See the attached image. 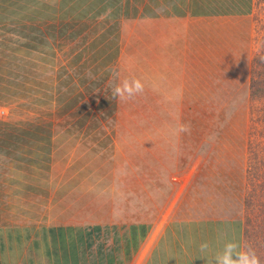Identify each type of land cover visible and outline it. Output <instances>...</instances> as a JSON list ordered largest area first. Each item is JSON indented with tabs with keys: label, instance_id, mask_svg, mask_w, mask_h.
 Masks as SVG:
<instances>
[{
	"label": "rangeland",
	"instance_id": "obj_1",
	"mask_svg": "<svg viewBox=\"0 0 264 264\" xmlns=\"http://www.w3.org/2000/svg\"><path fill=\"white\" fill-rule=\"evenodd\" d=\"M157 8L0 0V264H92L80 230L50 229L58 216L118 226L240 216L245 250L264 264V0L245 19L213 21L205 40L182 35L180 99L166 116ZM125 79L143 92L114 97ZM84 168L95 173L77 189ZM53 173L68 175L65 205L47 203Z\"/></svg>",
	"mask_w": 264,
	"mask_h": 264
},
{
	"label": "crops",
	"instance_id": "obj_2",
	"mask_svg": "<svg viewBox=\"0 0 264 264\" xmlns=\"http://www.w3.org/2000/svg\"><path fill=\"white\" fill-rule=\"evenodd\" d=\"M157 1L156 53L158 63H156V71L158 84L156 91L158 102L163 100L166 107H163L164 111H162L166 116L168 114L165 111L170 109L169 106L175 105L176 100L180 99L177 93L180 91L182 65L180 38L182 35L185 37L199 36L205 40L208 36L207 32L211 31L210 24L213 21L247 18L254 11L255 0ZM184 66L187 64L184 63ZM105 129H107L106 126L99 127L94 132L105 133L107 131ZM110 133L108 131V142L112 140ZM94 138V142L98 139L97 144L101 143L99 137L94 136ZM85 161L81 158L79 164H89ZM69 163L70 160L66 159V164L69 165ZM87 170L84 168V172L76 174L79 180L82 178L80 181L78 178H73L74 181L79 182L77 189H81L84 183L82 181H88V177L95 173L94 171L88 175ZM67 176L66 173H53L50 178L46 179L50 181L46 184L48 204H55V207L56 204L57 206L66 204L65 197L62 198L61 193L64 191L63 188L68 186L69 180L65 179ZM97 177L94 185L96 187L101 184L100 180L104 179ZM58 180L59 183L54 185L53 181ZM82 196H85V193H82ZM100 202L95 207L99 205L102 212L107 202ZM96 208H92L91 212H100V209L96 211ZM61 212H64L63 209ZM61 217L57 218L62 220L61 223L50 226V229L54 231L80 230L87 237L85 239L86 256L92 264H112L113 262L114 264H212L214 254L222 250L227 242H235L242 250H245V222L240 216L172 217L158 223L140 221L119 224V226L116 221L102 222L97 221L95 217L93 220L86 217L85 220L84 216H81L71 221H68L69 219L65 221ZM205 243L209 247L206 252H202L201 245ZM76 254L80 255V250Z\"/></svg>",
	"mask_w": 264,
	"mask_h": 264
},
{
	"label": "clouds",
	"instance_id": "obj_3",
	"mask_svg": "<svg viewBox=\"0 0 264 264\" xmlns=\"http://www.w3.org/2000/svg\"><path fill=\"white\" fill-rule=\"evenodd\" d=\"M143 85L139 80L125 79L113 89V96L120 99L130 98L143 92ZM183 130V129H182ZM208 244L201 245V251L206 252ZM212 264H260L259 258L253 250H242L235 242H227L222 250L214 254Z\"/></svg>",
	"mask_w": 264,
	"mask_h": 264
}]
</instances>
